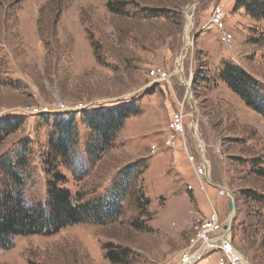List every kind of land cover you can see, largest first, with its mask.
I'll use <instances>...</instances> for the list:
<instances>
[{
	"label": "rangeland",
	"instance_id": "374dc122",
	"mask_svg": "<svg viewBox=\"0 0 264 264\" xmlns=\"http://www.w3.org/2000/svg\"><path fill=\"white\" fill-rule=\"evenodd\" d=\"M236 2L0 0V119L24 118L0 145V163L13 162L30 205L48 201L54 172L85 202L125 193L117 220L17 237L13 249L0 250V264H175L197 221L213 208L226 217L231 196L238 205L235 245L253 264H264V115L218 79L224 64H233L264 97V21ZM219 6L233 35L229 43L211 23ZM156 68L175 75L154 82ZM132 101L140 112L124 122L105 152L89 154L86 143L97 139L84 113ZM59 103L86 109L64 114L76 118L78 143L68 158L49 165L55 116L24 110ZM179 111L186 137L167 148ZM193 126L211 164L210 182L196 176L188 159L196 152ZM4 179L10 183L0 166V183ZM218 187L232 195L219 196ZM251 193L262 198L247 199ZM199 264H216V257Z\"/></svg>",
	"mask_w": 264,
	"mask_h": 264
},
{
	"label": "trees",
	"instance_id": "16d2710c",
	"mask_svg": "<svg viewBox=\"0 0 264 264\" xmlns=\"http://www.w3.org/2000/svg\"><path fill=\"white\" fill-rule=\"evenodd\" d=\"M236 8H244L251 18L264 21V0H237ZM218 79L231 92L239 96L241 101L264 115V97L259 93L253 78L233 64L225 63L220 70ZM140 112L136 101L119 103L110 107H100L94 111H86L83 119L94 132L96 139L86 143L87 152L98 155L105 152L115 140L124 122ZM52 119L53 135L51 141L49 165L62 157L68 158L77 141V121L74 116L55 114ZM24 120L21 116L7 115L0 119V145ZM0 166L6 179L0 183V250H11L17 237L52 236L68 226L79 225L93 221L98 224L113 222L122 214V199L124 191L116 193L112 199L99 198L96 201L85 202L78 195L61 184L66 178L54 172V179L49 181L48 201L30 205L25 198V182L15 171L13 162L2 161ZM247 199L259 202L262 196L247 194Z\"/></svg>",
	"mask_w": 264,
	"mask_h": 264
},
{
	"label": "built area",
	"instance_id": "2783aa9c",
	"mask_svg": "<svg viewBox=\"0 0 264 264\" xmlns=\"http://www.w3.org/2000/svg\"><path fill=\"white\" fill-rule=\"evenodd\" d=\"M211 23L217 30L221 31V39L223 42L229 43L233 40V35L226 30L225 11L222 6L214 9ZM177 73L179 72L177 71ZM174 75L175 73L168 74L165 70L156 68L152 70L150 77L154 82H165L170 80ZM192 81L193 79L189 81L190 85ZM85 109V106L68 107L64 103H59L55 109L28 108L24 110V114L32 116H52L55 114L75 115L82 113ZM192 128L194 149L196 152L189 154L188 159L195 169L196 176L204 182H210L211 164L206 156L205 146L197 133L196 127L193 126ZM185 137V115L182 111H179L173 115L170 131L164 146L167 148H175L179 142L185 140ZM159 150L157 146L152 147V154H158ZM218 194L219 196L229 197L232 195L231 191L224 187H218ZM230 201H234L235 206H238L233 196H231ZM232 213L233 211L229 210L228 215L222 218L219 212L213 208L209 216L198 220L193 227L186 248L180 254L179 260L175 264H199L212 257H216V264H253L251 259L242 254L235 245Z\"/></svg>",
	"mask_w": 264,
	"mask_h": 264
},
{
	"label": "bare ground",
	"instance_id": "6f19581e",
	"mask_svg": "<svg viewBox=\"0 0 264 264\" xmlns=\"http://www.w3.org/2000/svg\"><path fill=\"white\" fill-rule=\"evenodd\" d=\"M189 25H191V21L190 20L187 21V25H186V33H185L186 48L189 46ZM188 83H186V86L189 89V86H188L189 84ZM235 213L236 212L233 211V214L231 215V217H234Z\"/></svg>",
	"mask_w": 264,
	"mask_h": 264
},
{
	"label": "water",
	"instance_id": "95a60500",
	"mask_svg": "<svg viewBox=\"0 0 264 264\" xmlns=\"http://www.w3.org/2000/svg\"><path fill=\"white\" fill-rule=\"evenodd\" d=\"M229 210H230V211H235V210H237V207L235 206L234 201H230V202H229ZM233 220H235V218H233Z\"/></svg>",
	"mask_w": 264,
	"mask_h": 264
}]
</instances>
